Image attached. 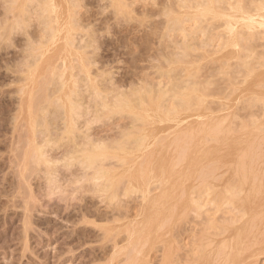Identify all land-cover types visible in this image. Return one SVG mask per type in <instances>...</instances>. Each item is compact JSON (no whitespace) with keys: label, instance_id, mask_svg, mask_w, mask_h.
I'll return each instance as SVG.
<instances>
[{"label":"rangeland","instance_id":"1","mask_svg":"<svg viewBox=\"0 0 264 264\" xmlns=\"http://www.w3.org/2000/svg\"><path fill=\"white\" fill-rule=\"evenodd\" d=\"M52 1L55 0H0V264H204L199 260L218 264L223 259L227 261L222 264L228 261L232 264H264V24L255 17L264 13V0H210L212 4L209 0ZM197 4L207 5V8H199ZM239 4L240 8L237 7ZM203 11L208 12H205L207 16ZM243 15L251 17L247 19ZM217 16L224 17L221 18L224 21ZM253 20L261 26L254 24ZM65 21L76 23L75 26L70 24L71 28L69 23L65 25ZM61 32L62 39L59 36ZM66 36L71 40H67ZM232 47L233 53L230 51ZM159 88L169 91L166 99L163 97L157 102L154 100L157 97L155 90ZM194 89L200 97L195 92L196 95L190 93ZM187 91H190L188 95ZM201 99H205L203 104ZM157 103H161L160 107ZM193 107L196 112L191 117L189 114L193 113ZM182 110L189 116H185ZM207 115L214 117L209 116L208 119ZM207 120L217 126L214 127V134L208 132L211 121L207 124ZM220 121H223L221 126ZM199 124L201 129L203 124L206 125L204 128L208 126L206 130H201L203 135ZM192 131H195L194 134ZM210 135L216 140L209 139ZM219 139L224 141L221 143ZM197 141L202 142L203 147ZM193 143H198L201 148L196 145L202 150L197 151ZM210 147L212 150L215 147V152L210 151ZM196 151L201 152V158ZM194 153L197 158L193 157L197 156ZM88 155H92L90 162ZM162 157L168 163L165 167L168 171L170 169L169 178L173 174L177 178L173 175L170 178L171 181L174 177L173 182L165 187L168 194L164 193V199L168 201L161 200L164 204L159 205V209L148 204L151 209L146 210L148 208L143 205L139 189L148 183L145 185L152 195L162 192L158 182L146 180L150 177L149 169ZM198 158L203 160L199 163ZM183 162L186 166H181ZM234 163L245 170L236 168ZM191 165H194L192 170ZM154 167H157L156 164ZM142 169H145L144 172ZM173 169L177 170V174ZM224 177L227 181L223 180ZM181 179H185L184 182ZM209 181H213L214 185ZM250 189L254 194L257 192V199L252 196L254 194L250 196ZM211 190L212 195L216 193L214 197L209 194ZM225 193L226 197L230 196V199L227 198L230 201L225 199ZM233 194L238 195V199ZM168 196L172 198L169 200ZM215 196L218 198L215 199ZM250 200H257L256 204L252 202V207ZM239 206L245 208L240 209ZM244 209L245 214L248 210L251 212L249 220L246 219L249 214H243ZM152 211L157 213L156 216ZM148 212L151 213L149 217ZM256 212L259 216L263 212L262 218H258ZM152 214L154 219H151ZM144 215L150 218L147 222L151 223L143 222ZM251 216L254 217L253 222ZM240 219L246 223L242 224ZM245 219L250 222L247 224ZM155 222L156 228H153ZM234 225L238 231L232 229ZM240 225H244L243 228ZM231 229L239 236L235 240ZM242 232H246L247 236ZM257 232L261 234H255ZM204 235L207 238H203ZM228 237L235 242L231 244ZM248 237L250 242L245 239ZM218 238L225 242V247H222V242L218 243ZM206 240L212 241L207 251V246L203 248V245L210 241ZM244 240L253 247L246 245ZM214 243L216 247H213ZM136 247L138 252L135 253ZM234 248L239 251L238 258L233 255L236 254ZM250 249L254 252L252 256ZM225 251L228 253L223 257ZM134 253L136 256H133ZM209 257L210 260H207ZM235 258L245 260L233 263Z\"/></svg>","mask_w":264,"mask_h":264},{"label":"bare ground","instance_id":"2","mask_svg":"<svg viewBox=\"0 0 264 264\" xmlns=\"http://www.w3.org/2000/svg\"><path fill=\"white\" fill-rule=\"evenodd\" d=\"M24 1H25V0H24ZM49 1H51V0H49ZM55 1H56V0H55ZM55 1H52V2H55ZM64 1H65V0H64ZM68 1H72V0H68ZM75 1H76V0H75ZM45 2H46V1H45ZM52 2H51V4H52ZM57 2H58V1H57ZM65 2H66V1H65ZM212 2H214V0H213ZM212 2H210V0H209V3L212 4ZM215 2H216V1H215ZM47 3H48V1H47ZM47 3H46V4H47ZM61 3H62V2H61ZM67 3H68V2H67ZM69 3H71V5H74L72 2H69ZM200 3H201V2H200ZM206 3H207V2H206ZM239 3H240V1H239ZM63 4H64V3H63ZM63 4H62V5H63ZM237 4H238V3H237ZM43 5H44V3H43ZM54 5H55V4H54ZM57 5H59V4H57ZM62 5H61V6H62ZM71 5H70V7H71ZM197 5H198V4H197ZM208 5H210V4H208ZM51 6H52V5H51ZM199 6H200V4L198 5V7H199ZM204 6L206 7L207 5H204ZM204 6H200L199 8L204 7ZM210 6L213 7L212 5H210ZM210 6H209V7H210ZM214 6H216V5H214ZM236 6H237V5H236ZM45 7H48V6H45ZM52 7H53V6H52ZM55 7H56V6H55ZM57 7H58V6H57ZM188 7H189V6H188ZM188 7H187V8H188ZM233 7H234V6H233ZM237 7L240 8V4H239V6H237ZM237 7H236V9H237ZM62 8L64 9V7H61V9H62ZM189 8H190V7H189ZM206 8H207V7H206ZM213 8H214V7H213ZM217 8H218V7H217ZM234 8H235V7H234ZM241 8H242V6H241ZM255 8H256V7H255ZM255 8H254V9H255ZM257 8H258V7H257ZM44 9H45V8H44ZM48 9H49V8H48ZM52 9H53V8H52ZM59 9H60V8H59ZM228 9L230 10L231 8L228 7ZM50 10H51V7H50ZM54 10H56V9H54ZM54 10H53V11H54ZM184 10H185V9H184ZM204 10H206V9H204ZM215 10H216V9H215ZM215 10H213V11H214V12L219 11V10H217V11H215ZM229 10H228V12H229ZM231 10H232V9H231ZM237 10H239V9H237ZM241 10H242V9H241ZM245 10H246V9H245ZM252 10H253V9H252ZM252 10H250V11H252ZM258 10H259V9H258ZM188 11H189V10H187V12H188ZM200 11H201V10H200ZM208 11H209V10H208ZM232 11L234 12L235 10H232ZM253 11L255 12V10H253ZM256 11H257V10H256ZM260 11L262 12V10H260ZM260 11H258V12H260ZM58 12H61V10L58 11ZM62 12H63V10H62ZM66 12H67V11H66ZM69 12H70V11H69ZM187 12H186V13H187ZM190 12L192 13V10H191ZM190 12H189V14H191ZM195 12H196V11H195ZM195 12H194V15H195ZM198 12H199V11L197 10V13H198ZM201 12H202V11H201ZM201 12H200V13H201ZM203 12H204V11H203ZM205 12H207V11H205ZM205 12H204V13H205ZM226 12H227V11H226ZM235 12H236V11H235ZM237 12H238V11H237ZM239 12H241V11H239ZM248 12H249V11H248ZM55 13H57V11L54 12V14H55ZM207 13H208V12H207ZM224 13H225V12H224ZM241 13H242V12H241ZM246 13H247V12H246ZM51 14H53V13H51ZM62 14H63V13H62ZM62 14H61V15H62ZM67 14H68V13H66V14L64 13V15H67ZM202 14H203V13H202ZM209 14H210V13H209ZM211 14H212V11H211ZM214 14H215V13H214ZM214 14H213V15H214ZM227 14H228V13H227ZM233 14H234V13H233ZM237 14H238V13H237ZM237 14L235 13L234 15H237ZM248 14H249V13H248ZM183 15H185V13H184ZM186 15H187V14H186ZM196 15H197V14H196ZM204 15H206V13H205ZM217 15H218V14H217ZM241 15H242V14H241ZM250 15H251V13H250ZM49 16H50V15H49ZM58 16H59V15H58ZM67 16H69V15H67ZM189 16H190V15H189ZM198 16H199V17H204L203 15H202V16L198 15ZM206 16H207V15H206ZM209 16H211V15H209ZM243 16L246 17L245 15H243ZM253 16H254V14H253ZM253 16H252V17H253ZM37 17H38V16H37ZM59 17H60V16H59ZM71 17H72V16H71ZM192 17H193V15H192ZM194 17H195V16H194ZM214 17H216V16L214 15ZM214 17H213V18H214ZM217 17H219L220 19H221V18H224V17H221V16H217ZM236 17H237V16H236ZM249 17H251V16H249ZM249 17H246V18L248 19ZM255 17L258 18V19L261 21V24H264V13L258 14V15H256ZM255 17H253V18H255ZM53 18H54V16H53ZM69 18H70V17H69ZM69 18H68V19H69ZM211 18H212V17H211ZM229 18H231V17H229ZM54 19H55V21H56V23H57L58 21L56 20V16H55ZM58 19H59V18H58ZM62 19H63V18H62ZM68 19H66V21H67ZM73 19H74V17H72V21H73ZM177 19H178V18H177ZM225 19H227V18H225ZM234 19H235V18H234ZM238 19H239V18H238ZM241 19H244V18L241 17ZM250 19H252V18H250ZM221 20H223V19H221ZM231 20H233V18H232ZM236 20H237V19H236ZM245 20H246V19H245ZM245 20H244V21H245ZM59 21H61V20H59ZM63 21H64V20H63ZM66 21H65V23H66ZM74 21H75V20H74ZM223 21H224V20H223ZM239 21H240V19H239ZM70 22H71V19H70ZM70 22H69V21L67 22V23H69L68 26H70V24H71ZM225 22H226V21H225ZM237 22H238V21H237ZM248 22H250V21H248ZM248 22H247V24H248ZM63 23H64V22H63ZM67 23H66L65 25H67ZM75 23H76V22H75ZM75 23H72L71 25L74 24V26H75ZM230 23H231V22H230ZM253 23H254V24L257 23V20H256V22H254V20H253ZM57 24H59V23H57ZM57 24H56V25H57ZM61 24H62V23H61ZM225 24H226V23H225ZM231 24L233 25L234 23H231ZM236 24H237V23H236ZM240 24H242V23H240ZM247 24H246V25H247ZM249 24H250V23H249ZM227 25H228V26H227V28H228V27H229V24H227ZM237 25H239V24H237ZM246 25H245V26H246ZM250 25H252V24H250ZM250 25H249V26H250ZM257 25H258V26H261V25L259 24V22L257 23ZM60 26H61V25H60ZM63 26H64V25H63ZM233 26H235V25H233ZM64 27H65V26H64ZM70 27H71V26H70ZM70 27H69V29H70ZM235 27H236V26H235ZM235 27H233V28H235ZM247 27H248V25H247ZM250 27H251V26H250ZM250 27H249V28H250ZM57 28H59V27H57ZM65 28H66V30H68L67 27H65ZM71 28H72V27H71ZM233 28H232V29H233ZM60 29H61V28H60ZM73 29H74V28H73ZM55 30H57V29H55ZM58 30H59V29H58ZM249 30H250V29H249ZM226 31H227V29H226ZM233 31H234V30H233ZM48 32H49V31H48ZM53 32H55V31H53ZM56 32H57V31H56ZM70 32H71V31H70ZM70 32H69V33H70ZM230 32H231V31H230ZM234 32H235V31H234ZM231 33H232V32H231ZM43 34H45V33H43ZM57 34H58V33H57ZM66 34H67V32H66ZM71 34H72V33H71ZM60 35H62V32H61V34H59V36H60ZM226 35H227V34H226ZM230 35H232V34H230ZM62 36H63V35H62ZM64 36H65V34H64ZM67 36H69V35H67ZM67 36H66V38H68ZM227 36H228V35H227ZM234 36H235V35H234ZM56 37H57V36H56ZM229 37H230V36H229ZM60 38L62 39L63 37L60 36ZM66 38H64V42L66 41V40H65ZM72 38H73V37H72ZM51 39H52V38H51ZM55 39H56V38H55ZM69 39L71 40V38H68L67 40H69ZM227 39H228V37H227ZM185 40H186V39H185ZM229 40H230V39H229ZM234 40H235V37H234ZM234 40H233V44H234ZM56 41H57V40H56ZM59 41H60V39H59ZM68 42H69V41H68ZM226 42H228V40H227ZM73 43H74V41H73ZM73 43H72V44H73ZM229 43H230V41H229ZM235 43H236V42H235ZM58 44L61 45L62 43L60 44V42H58ZM64 44H66V42H65ZM64 44H62V45H64ZM69 44H70V42H69ZM227 44H228V43H227ZM187 45H188V44H187ZM225 45H226V43H225ZM56 46L58 47V45H56ZM68 46L70 47V45H68ZM74 46H75V45H74ZM74 46H71V47H73V49H74ZM229 46H231V45H229ZM233 46H234V45H233ZM226 47H227V45H226ZM226 47H224V48H226ZM64 48H65V47H64ZM77 48H78V46H77ZM229 48H230V47H229ZM235 48H236V47H235ZM62 49H63V47H62ZM71 49H72V48H71ZM227 49H228V48H227ZM232 49H233V47L231 48L230 51H232ZM55 50L57 51V49H55ZM228 50H229V49H228ZM61 51H62V50H61ZM71 51H72V50H71ZM230 51H229V52H230ZM52 52H53V50H52ZM54 52H55V51H54ZM54 52H53V53H54ZM58 52H59V50H58ZM58 52H56L55 54H57ZM68 52H69V50H68ZM68 52H67V53H68ZM75 52H76V51H75ZM75 52H74V53H75ZM233 52H234V51H232L231 53H233ZM67 53H66V54H67ZM223 53H225V52H223ZM70 54H71V53H70ZM177 54H178V53H177ZM64 55H65V54H64ZM72 55H73V54H72ZM178 55H179V54H178ZM224 55H225V54H224ZM53 56H54V55H53ZM60 56H61V53H60ZM67 56L69 57L70 55H67ZM224 57H225V56H224ZM229 57H230V55H229ZM66 58H67V57H66ZM219 58H220V57H219ZM222 58H223V57H222ZM61 59H62V58H61ZM223 59H225V58H223ZM67 61H68V60H67ZM263 66H264V65H263ZM263 69H264V68H263ZM263 71H264V70H262V72H263ZM250 73H251V72H250ZM253 73H254V72H253ZM253 73H251L250 75L253 76V75H254ZM256 73H257V72H255V74H256ZM260 73H261V71H260ZM259 75H260V74H259ZM261 75H262V73H261ZM261 75H260V77H261ZM263 75H264V74H263ZM248 76H249V74H247V78H248ZM255 76H256V75H255ZM255 76H254V77H255ZM254 77H253V78H254ZM263 77H264V76H263ZM247 78H246V79H247ZM257 78H258V77H257ZM259 79H260V78H259ZM262 79H263V78H262ZM254 80H255V78H254ZM256 80H257V79H256ZM145 81H146V80L144 79V82H145ZM248 81H249V80H248ZM262 81H263V80H262ZM251 82H252V80H251ZM146 84L149 85V83H146ZM248 84H249V83H248ZM250 84H251V83H250ZM154 86H155V85H154ZM145 87H146V85H145ZM111 88H113V87L111 86ZM114 88H116V87H114ZM192 88H193V87H192ZM105 89H106V88H105ZM147 89H148V88H147ZM190 89H191V88H190ZM202 89H203V88H202ZM112 90H113V89H112ZM115 90H116V89H115ZM195 90H196V89H194L193 92H192V91H191V92L189 91V92H190V93H194ZM155 91H157V97H156L154 100H156V101L158 102V100L162 99L163 97L166 99L165 96L167 95L169 89H167V88H161V89H160V88H159L158 90H155ZM155 91H153V92H155ZM115 92H116V91H115ZM189 92L187 91L186 94L188 95ZM200 92H201V91H200ZM203 92H204V91H203ZM203 92H202V94L200 93L202 96H203ZM148 93H149V94H148V95H149L148 97H150V96H151V92H150V90L148 91ZM195 93L197 94V92H195ZM195 93H194V94H195ZM198 93H199V91H198ZM204 93H205V92H204ZM194 94H192V95H194ZM196 94H195V95H196ZM195 95H194V96H195ZM197 95H199V94H197ZM184 96H185V94H184ZM202 96H201V97H202ZM205 96H206V95H205ZM205 96H204V97H205ZM199 97H200V95H199ZM164 98H163V99H164ZM182 98H183V97H182ZM190 98H191V95H190L189 99H188V97H187L188 100H190ZM193 98H194V97H193ZM202 99H203V97H202ZM202 99H201V100H202ZM148 100L150 101L151 99H148ZM179 100H181V99H179ZM185 100H186V99H185ZM195 100H197V98H195ZM198 100H199V99H198ZM201 100H200V101H201ZM204 100H205V99H204ZM204 100H202V104H203ZM105 101H106V100H105ZM156 101H154V102H156ZM200 101H199V102H200ZM160 102H161V101H160ZM165 102H166V101H165ZM182 102H183V101H182ZM182 102H181V104H183V105H181V106L184 107V103H182ZM186 102H187V100H186ZM189 102H190V101H189ZM191 102H192V104H193V99H192ZM69 103H70V102H69ZM178 103H179V101H177V104H176V102H175L174 104H176V106H178ZM157 104H158V106H159L161 103H157ZM174 104H173V105H174ZM196 104H197V103H195L194 106H195ZM155 105H156V104H155ZM162 105H163V104H162ZM190 105H191V103H190ZM198 105H201V103H199ZM198 105H197V106H198ZM156 106H157V105H156ZM163 106H164V105H163ZM163 106H162V107H163ZM176 106H175V107H176ZM185 106H186V104H185ZM191 106H193V105H191ZM152 107H153V106H152ZM159 107H160V106H159ZM183 107H182V108H183ZM150 108H151V107H150ZM156 108H157V107H156ZM163 108H164V111H165L166 108H165V107H163ZM163 108H162V109L160 108V109L163 110ZM170 108H174V107L171 106ZM170 108H169V110L171 111ZM176 108H177V107H176ZM178 108H179V107H178ZM187 108H189V105H188ZM194 108H195V107L192 108V109H193V113L190 112V114H189L190 116H191V114L194 116V113L196 112V111H194ZM199 108H200V106H199ZM148 109H149V108H148ZM148 109H147V110H148ZM192 109H191L190 111H192ZM200 109H202V108H200ZM145 110H146V109H145ZM147 110H146V111H147ZM149 110H150V109H149ZM149 110H148V111H149ZM183 110H184V109H183ZM183 110H182V111H183ZM185 110H186V109H185ZM196 110H197V109H196ZM198 110H199V109H198ZM198 110H197V111H198ZM203 110H204V109H203ZM203 110H202V111H203ZM148 111H147V112H148ZM157 111H158V110H157ZM180 111H181V110H180ZM162 112H163V111H162ZM162 112H160V113H162ZM173 112H174V111H173ZM187 112H188V111H187ZM151 113H152V110H151ZM151 113H149V114H150V115H153V114H151ZM155 113H157V112H155ZM166 113H167V112H166ZM180 113H181V112H180ZM182 113L184 114L185 111H183ZM182 113H181V114H182ZM198 113H199V112H198ZM198 113H196V114H198ZM203 113H204V111H203ZM144 114H145V113H144ZM157 114H158V113H157ZM157 114H156V115H157ZM164 114H165V113H164ZM164 114H163V115H164ZM168 114L170 115L169 111H168ZM171 114H173V113H171ZM175 114H176V116H177L178 113L176 112ZM196 114H195V115H196ZM146 115H147V113H146ZM154 115H155V114H154ZM166 115H167V114H166ZM184 115L186 116V115H188V113H185ZM184 115H183V116L181 115V116H182L183 118H185ZM189 115H188V116H189ZM144 116H145V115H144ZM147 116H148V115H147ZM164 116H165V115H164ZM167 116H168V115H167ZM167 116H166V119L168 118ZM196 116H198V115H196ZM200 116H201V115H200ZM209 116L211 117V116H213V115H207L206 117H208V119H209V118H210ZM158 117H159V114H158ZM161 117H162V116H161ZM170 117H171V116H170ZM191 117H192V116H191ZM213 117H214V116H213ZM172 118H174V117L172 116ZM172 118H171V119H172ZM179 118H180V117H178V119H179ZM211 118H212V117H211ZM166 119H165V120H166ZM195 119H196V118H195ZM206 119H207V118H206ZM216 119H217V118H216ZM211 120H212V119H211ZM211 120H209V121H211ZM168 121H169V120H168ZM207 121H208V120H207ZM209 121H208L207 124H209ZM192 122H193V121H192ZM192 122H191V123H192ZM211 123H212V121L210 122L209 125H211ZM213 123H214V122H213ZM217 123H218V122H217ZM222 123H223V121H220L219 125L222 124ZM205 124H206V122H205ZM225 124H226V123H225ZM164 125H166V124H164ZM191 125H192V124H191ZM195 125H196V124H195ZM195 125H194V128L197 129V127H195ZM217 125H218V124H217ZM199 126H200V124L198 125V127H199ZM205 126H206V125H205ZM205 126H204V124L201 125V127H203V129L206 130L208 126H207L206 128H204ZM220 126H221V125H220ZM220 126L218 127V129L220 128ZM227 126H228V125H227ZM191 127H192V126H191ZM214 127H217V126H213V125H211V127H209L210 129L208 130V132L214 134V131H215ZM223 127H224V125H223ZM192 128H193V127H192ZM194 128H193V130H195ZM199 128H200V127H199ZM221 128H222V127H221ZM161 129H162V128H161ZM203 129L200 128V131L203 130ZM228 129H230V127H228ZM197 130H198V129H197ZM216 130H217V129H216ZM198 131H199V130H198ZM198 131H197V132H198ZM217 131H219V130H217ZM223 131H224V130H223ZM231 131L234 132V130H231ZM235 131H237V130H235ZM238 131H239V130H238ZM238 131H237V132H238ZM241 131H242V130H241ZM251 131H252V130H251ZM192 132H193V131H192ZM194 132H195V131H194ZM194 132H193V134H194ZM220 132H221V131H220ZM237 132H236V133H237ZM248 132H249V131H248ZM248 132H246V133H248ZM253 132H254V131H253ZM200 133L202 134V131H201ZM206 133H207V132H206ZM234 133H235V132H234ZM241 133H242V132H241ZM249 133H250V132H249ZM190 134H191V133H190ZM204 134H205V133H204ZM208 134H209V133H208ZM224 134H225V132H224ZM239 134H240V132H239ZM84 135H85V134H84ZM88 135H89V134H88ZM191 135H192V134H191ZM202 135H203V134H202ZM206 135H207V134H206ZM219 135H220V134H219ZM221 135H222V133H221ZM235 135L238 137V134H235ZM235 135H234V138H235ZM248 135H249V134H247V136H248ZM250 135H251V134H250ZM253 135H254V133H253ZM255 135H256V134H255ZM193 136H194V135H193ZM214 136H215V135H214ZM224 136H225V135H224ZM228 136H230V134H229ZM228 136H227V137H228ZM215 137H216V136H215ZM237 137H236V138H237ZM244 137H245V136H244ZM216 138H217V137H216ZM222 138H223V137H222ZM236 138H235V139H236ZM245 138H246V137H245ZM253 138H254V136L252 137V139H253ZM92 139H93V138H92ZM94 139H95V138H94ZM94 139H93V140H94ZM209 139L212 140V139H214V138H211V135H210V138H209ZM217 139H218V138H217ZM224 139H225V138H224ZM224 139H223V141H224ZM229 139H230V138H229ZM231 139H233V137H231ZM247 139H248V138H247ZM247 139H244L245 142L247 141ZM249 139H250V138H249ZM93 140H92V141H93ZM214 140H216V139H214ZM219 140L221 141V139H219ZM250 140H251V139H250ZM95 141H96V139H95ZM208 141H209V140H208ZM220 141H219V142H220ZM223 141H221V143H222ZM231 141H232V140H231ZM231 141H230V142H231ZM240 141H241V140H240ZM255 141H256V139H255ZM194 142H195V141H194ZM197 142H198V141H197ZM216 142H218V141H216ZM242 142H243V140H242ZM84 143L87 144L88 142H84ZM89 143H92V142L89 141ZM167 143H168V142H167ZM198 143H199V142H198ZM198 143H196V144H198ZM201 143H202V142H201ZM201 143H199V144H201ZM204 143H205V142H204ZM235 143H236V141H235ZM235 143H234V145H235ZM250 143H252V142H250ZM254 143H255V142H254ZM179 144H180V143H179ZM182 144H183V143H182ZM196 144L193 143V145L195 146V148H198V145H199V144H198V145H196ZM208 144H209V146H210V143H208ZM211 144H212V141H211ZM216 144H217V143H216ZM216 144L214 143V145H216ZM219 144H220V143H219ZM237 144H238V143H237ZM242 144H243V143H242ZM248 144H249V143H248ZM164 145H166V143H165ZM217 145H218V144H217ZM217 145H216V146H217ZM229 145H230V143H229ZM234 145L232 144V148H233ZM245 145H246V144H245ZM252 145H253V143H252ZM256 145H257V144H256ZM145 146H146V145H145ZM180 146H181V145H180ZM199 146H200V145H199ZM201 146L203 147L202 144H201ZM201 146H200L199 148H201ZM220 146H221V144H220ZM249 146H250V145H249ZM254 146H255V145H254ZM88 147H89V146H88ZM164 147H165V146H164ZM164 147H163V150L165 149ZM166 147H167V145H166ZM174 147H175V146H174ZM204 147H205V146H204ZM230 147H231V146H230ZM235 147H236V146H235ZM237 147H238V146H237ZM239 147H240V146H239ZM160 148H161V147H160ZM192 148H193V146H192ZM192 148H191V149H192ZM195 148H193L194 151H195ZM199 148H198L197 151H201V150H202V149L199 150ZM205 148H206V147H205ZM205 148L203 149L204 152H205ZM207 148H208V147H207ZM207 148H206V149H207ZM214 148H215V147H214ZM214 148H213V150H214ZM217 148H219V147H217ZM228 148H229V147H228ZM242 148H243V147H242ZM244 148H245V147H244ZM176 149H178V148L176 147ZM191 149H188V151H189L190 153H191V151H190ZM210 149H211V147L209 148V150H210ZM235 149H236V148H235ZM246 149H247V147H246ZM250 149L252 150V146H251ZM159 150H160V149H159ZM168 150H169V148H168ZM211 150H212V149H211ZM211 150H210V151H211ZM213 150H212V151H213ZM231 150H232V149H231ZM238 150H239V149H238ZM251 150H250V152H251ZM254 150H255V148H254ZM157 151H158V150H156V152H157ZM165 151H166V150H165ZM197 151H196V153H199V152H197ZM245 151H246V150H245ZM245 151H244V152H245ZM159 152L161 153V151H159ZM166 152H168V151H166ZM166 152H165V153H166ZM171 152H173V149H172ZM175 152H176V150H175ZM180 152H181V151H180ZM206 152H207V151H206ZM213 152H215V151H213ZM224 152H225V151H224ZM237 152H238V151H237ZM157 153H158V152H157ZM160 153H159V154H160ZM182 153H183V152H181V154H182ZM190 153L187 154L188 157H190V156H189ZM196 153H194V154L197 155ZM200 153H201V152H200ZM200 153H199L198 155H199V157L201 158V154H200ZM202 153H203V151H202ZM217 153H219V152H217ZM238 153H240V151H239ZM238 153H237V154H238ZM245 153H246V152H245ZM194 154H193V155H194ZM243 154H244V153H243ZM250 154H252V152H251ZM155 155H156V154H154V157H155ZM165 155H166V154H165ZM174 155H177V154H174ZM187 155H186V156H187ZM193 155H192V156H193ZM198 155H197V156H193V157L197 158ZM203 155H204V154H203ZM205 155H207V153H205ZM208 155H210V154H208ZM211 155H213V153H211ZM214 155H215V154H214ZM245 155H247V154H245ZM252 155H253V154H252ZM162 156H164V154H163ZM178 156H179V155H178ZM181 156H182V155H180V157H181ZM235 156H236V155H235ZM241 156H242V154H241ZM254 156H255V154H254ZM94 157H95V156H94ZM94 157H93V159H94ZM157 157H158V159H159V156H158V155H157ZM157 157H156V158H157ZM174 157H175V156H174ZM203 157H204V156H202V158H203ZM205 157H206V156H205ZM205 157H204V158H205ZM252 157H253V156H252ZM84 158H85V157H84ZM167 158H168V157H167ZM176 158H178V157H176ZM191 158H192V157H191ZM209 158H210V157H209ZM209 158H207V159L209 160ZM236 158H237V157H236ZM236 158H235V159H236ZM242 158H243V156H242ZM244 158H247V157L244 156ZM254 158H255V157H254ZM87 159H88V162L92 161V155H88V156H87ZM170 159H173V158L171 157ZM174 159H175V158H174ZM193 159H194V158H193ZM155 160H157V159H155ZM155 160H154V161H155ZM181 160H182V159H180V161H181ZM189 160H190V159H189ZM189 160H187V161H189ZM194 160H196V159H194ZM194 160L192 161V159H191L192 162H194ZM201 160H203V159H201ZM201 160L198 158L199 163L201 162ZM237 160H238V159H237ZM239 160L241 161V158H240ZM86 161H87V160H86ZM151 161H152V160H151ZM154 161H153V162H154ZM172 161H173V160H172ZM176 161H177V160H176ZM178 161H179V159H178ZM187 161H186V164H187ZM204 161H206V160H204ZM246 161H247V160H246ZM248 161L250 162V160H248ZM255 161H256V160H255ZM156 162H157V161H156ZM168 162H169V161H168ZM170 162H171V161H170ZM170 162H169V163H170ZM173 162H174V161H173ZM173 162H172V163H173ZM249 162H248V163H249ZM84 163H85V162H84ZM172 163H171V164H172ZM178 163H179V162H178ZM183 163H184V162H183ZM183 163H182V165H181V164H180V165H181V166H184L185 163H184V164H183ZM238 163H239V161H238ZM155 164H156V166H157L156 168H157L158 171H156V168L154 167ZM155 164H154L153 168L149 169V175H150V177H149V179H146V180H147L148 182H149V181H150V182H158V183H159V187H160L159 189H160V191H162V192H160V194H158V193H159V192H158V193H157L158 195H157V194H156V195H152L151 193H149V192H150L149 190L147 191V187H146L145 184H148V183L143 184V187H142L141 189H139V190H141V192H142V201H143V205H145V207L147 206V208H148V209H146V210H149V209H151V208H158L159 205L164 204V203H161V200H163V201L165 200V199H164V196H165V195H164V193H165V187H166L167 185H169V182H171L172 179H173L174 177H176V175L173 174L174 177H173V178L171 179V181H170V178H171L173 175L169 178V175H170V174H168V172L170 171V169H169V171H168V170H167V167H165L168 163H167V161H166L163 157L160 159L159 162H157V163H155ZM173 164H175V163H173ZM173 164H172V165H173ZM192 164H193V163H192ZM196 164H198V163H196ZM234 164L236 165L235 167L238 168L237 166H238L239 164H238V165H237V163H234ZM240 164H241V162H240ZM149 165H150V164H149ZM151 165H152V164H151ZM199 165H200V164H199ZM230 165H232V164H230ZM241 165H242V164H241ZM243 165H244V164H243ZM243 165H242V166H243ZM247 165H248V164H247ZM250 165H251V164H250ZM138 166H139V165H138ZM177 166H179V164H178ZM185 166H186V165H185ZM193 166H194V165H191V166H190V169H191V167H193ZM212 166H214V165H212ZM244 166H245V165H244ZM253 166H254V165H253ZM259 166H260V165H259ZM144 167H145V166H144ZM169 167H170V166H169ZM188 167H189V166H188ZM230 167H231V166H230ZM256 167H257V165H256ZM141 168H142V167H141ZM149 168H150V167H149ZM172 168H173V167H172ZM175 168H176V167H174V169H175ZM178 168H179V167H178ZM197 168H199V167H197ZM259 168H260V167H259ZM136 169L138 170V168H136ZM174 169H173V170H174ZM190 169H188V170H190ZM193 169H195V168H193ZM211 169H213V168L211 167ZM216 169L218 170V168H216ZM230 169H231V168H230ZM238 169H242V168L239 167ZM247 169H248V168H247ZM247 169H246V170H247ZM252 169H253V167H252ZM255 169H256V168H255ZM142 170H143V172H144L145 169H142ZM147 170H148V169H147ZM191 170H192V169H191ZM195 170H196V169H195ZM244 170H245V169H244ZM244 170L242 169V171H244ZM261 170H262V169H261ZM261 170H260V171H261ZM171 171H172V170H171ZM174 171H176V174H177V170H174ZM174 171H173V173H175ZM184 171H185V167H184ZM212 171H215V170H212ZM228 171H229V170H228ZM231 171L234 172L233 170H231ZM237 171H239V170H237ZM138 172H139V170H138ZM138 172H137V173H138ZM178 172H180V171L178 170ZM192 172H193V171H192ZM229 172H230V171H229ZM240 172H241V171H240ZM247 172H248V170H247ZM111 173H112V172H111ZM137 173H136V174H137ZM140 173H141V172H140ZM171 173H172V172H171ZM180 173H181V172H180ZM187 173H188V172H187ZM190 173H191V172H190ZM196 173H197V172H196ZM215 173H216V172H215ZM219 173H220V172H219ZM219 173H217V174L219 175ZM234 173H236V172H234ZM241 173H242V172H241ZM252 173H253V172H252ZM261 173H263V172L261 171ZM147 174H148V171H147ZM184 174H185V173H184ZM205 174H206V173H205ZM205 174H204V175H205ZM220 174H221V173H220ZM228 174H229V173H228ZM230 174L232 175V173H230ZM244 174H245V173H244ZM113 175H114V174H112V176H113ZM143 175H144V174H143ZM178 175H179V174H178ZM178 175H177V176H178ZM186 175H187V177H189L188 174H186ZM194 175H196V174H194ZM202 175H203V174H202ZM202 175H201V176H202ZM239 175H240V174H239ZM242 175H243V173H242ZM246 175H248V173H247ZM250 175H251V177H252V174H250ZM134 176H135V175H134ZM134 176H133V177H134ZM138 176H139V175H138ZM145 176H146V175H145ZM196 176H197V175H196ZM198 176H199V175H198ZM198 176H197V177H198ZM201 176H200V177H201ZM205 176H206V175H205ZM207 176H209V175H207ZM213 176H214V175H213ZM235 176H236V175H235ZM262 176H263V174H262ZM146 177H147V176H146ZM214 177H216V175H215ZM236 177H237V176H236ZM176 178H177V177H176ZM240 178L242 179L241 175H240ZM248 178H249V177H248ZM254 178H255V177H254ZM254 178H253V181H254ZM261 178H262V177H261ZM134 179H136V177H135ZM137 179H138V178H137ZM139 179H140V178H139ZM192 179H193V178H192ZM203 179H206V178H203ZM218 179H219V178H218ZM220 179H221V177H220ZM142 180H143V179H142ZM181 180H183V182H184L185 179H181ZM207 180H208V179H207ZM211 180L214 181L213 178H212ZM223 180H224V181H227V180L225 179V177H224ZM238 180H239V179H238ZM238 180H237V181H238ZM244 180H246V179H244ZM250 180H252V178H251ZM133 181H134V180H132V182H133ZM137 181H138V184L140 185L139 180H137ZM137 181H136V185H138V184H137ZM189 181H190V180H189ZM192 181H193V180H192ZM194 181H195V180H194ZM213 181H209V182H213ZM241 181H242V180H241ZM253 181H252V182H253ZM257 181H258V180H256V182H257ZM172 182H173V181H172ZM174 182H175V179H174ZM183 182L181 181V183H183ZM190 182H191V181H190ZM238 182H239V181H238ZM250 182H251V181H250ZM262 182H264V181H262ZM142 183H143V182H142ZM142 183H141V184H142ZM176 183H177V182H176ZM196 183H197V181H196ZM242 183H243V182H242ZM190 184H191V183H189V185H190ZM212 184L214 185V182H213ZM218 184H219V183H218ZM247 184H248V183H246V186H247ZM256 184H258V183H256ZM256 184H255V185H256ZM262 184H263V183H262ZM136 185H133V187L136 186ZM171 185H172V184H171ZM193 185H194V183H193ZM215 185H216V184H215ZM219 185H221V183H220ZM240 185H241V183H240ZM249 185H253V183H252V184L249 183ZM255 185H254V186H255ZM258 185H259V184H258ZM258 185H256V186H258ZM174 186H176V185H174ZM194 186H195V185H194ZM209 186L211 187V185H209ZM225 186H226V184H225ZM191 187H192V186H191ZM237 187H238V184H237ZM240 187H241V186H240ZM249 187L251 188V186H249ZM139 188H140V187H139ZM169 188H170V187H169ZM173 188H174V187H173ZM225 188H227V186H226ZM242 188H244V186H242ZM174 189H175V188H174ZM174 189H173V190H174ZM211 189H212V188H211ZM213 189H214V188H213ZM222 189H223V187H222ZM215 190H216V188H215ZM215 190H214V191H215ZM217 190H218V189H217ZM217 190H216V191H217ZM223 190H225V189H223ZM234 190H235V189H234ZM238 190H240V189H238ZM261 190H262V189H261ZM170 191H171V190H170ZM226 191L228 192V190H226ZM235 191H236V190H235ZM245 191H246V190H245ZM249 191H251V189H250ZM255 191H256V190H255ZM167 192H168V191H167ZM167 192H166V193H167ZM191 192H192V191H191ZM227 192H226V193H227ZM230 192H231V191H230ZM230 192H229V193H230ZM233 192H234V191H233ZM252 192H253V193H252ZM166 193H165V194H166ZM211 193L213 194V190H211L210 193H209V194L211 195V197H212V196L214 197V195L216 194V193H214V195H212ZM217 193H218V192H217ZM220 193H221V192H220ZM220 193H219V194H220ZM222 193H224V191H223ZM222 193H221V194H222ZM226 193L224 194V196L226 195ZM245 193H246V192H245ZM256 193H257V192H256ZM256 193H255V194H256ZM167 194H168V193H167ZM167 194H166V195H167ZM175 194H176V193L174 192V195H175ZM227 194H228V193H227ZM231 194H232V192H231ZM235 194H236V193H235ZM235 194H233V196H234ZM237 194H238V193H237ZM242 194H243V193H242ZM252 194H254V191H251L250 196H251ZM255 194L252 195V196L256 197L255 199H257V196H255ZM177 195H178V193H177ZM210 195H209V196H210ZM246 195H247V194H246ZM170 196H171V195H170ZM172 196H173V194H172ZM175 196H176V195H175ZM224 196H222V198H223ZM231 196H232V195H231ZM233 196H232V197H233ZM235 196H236V195H235ZM235 196H234V197H235ZM237 196H238V195H237ZM237 196H236V198H237ZM239 196H240V195H239ZM242 196H243V195H242ZM252 196H251V197H252ZM246 197H247V196H246ZM248 197H249V196H248ZM254 197H253V199H254ZM165 198H166V196H165ZM171 198H172V197H171ZM171 198H170V199H171ZM174 198H175V197H174ZM216 198H218V197L215 196V199H216ZM227 198H228V197L225 196V199H226V200L230 199V196H229L228 199H227ZM260 198H261V197H260ZM262 198L264 199V195H263ZM262 198H261V199H262ZM168 199H169V196H168ZM170 199H169V200H170ZM177 199H178V198H177ZM177 199H176V200H177ZM233 199H234V198H233ZM237 199H238V198H237ZM243 199H244V197H243ZM250 199H251V198H250ZM261 199H260V200H261ZM166 200H167V199H166ZM166 200H165V201H166ZM218 200H219V199H218ZM223 200H224V198H223ZM223 200H222V201H223ZM226 200H224L223 202H225ZM165 201H164V202H165ZM167 201H168V200H167ZM172 201H173V200H172ZM219 201H220V200H219ZM228 201H230V200H228ZM231 201H232V198H231ZM237 201H238V200H237ZM244 201H245V199H244ZM250 201H251L250 203L254 202L253 200H250ZM256 201H257V200H256ZM256 201L254 202L255 204H256ZM176 202H177V201H176ZM176 202H175V204H176ZM261 202H262V201H261ZM166 203H167V202H166ZM230 203H231V202H230ZM232 203H233V202H232ZM232 203H231V204H232ZM234 203H235V200H234ZM239 203H240V201H239ZM262 203H263V202H262ZM148 204H151V208H150V206L148 207ZM169 204H170V203H169ZM259 204H261L260 201H259ZM263 204H264V203H263ZM165 205H166V204H165ZM177 205H178V204H177ZM234 205H235V204H234ZM247 205H248V204H247ZM247 205H246V207H250V206H247ZM252 205H253V203L251 204V207H252ZM167 206H168V204H167ZM174 206H175V205H174ZM237 206H238V205H237ZM259 206H260V205H257V207H259ZM261 206L263 207V205H261ZM142 207H143V206H142ZM145 207H144V208H145ZM159 207H160V206H159ZM161 207H162V206H161ZM241 207H242V206H241ZM241 207L239 206L240 209H242L243 207L245 208V206H243L242 208H241ZM251 207H250V208H251ZM255 207H256V205H255ZM168 208H170V206H168ZM171 208H172V207H171ZM250 208H249V209H250ZM259 208H260V207H259ZM158 209H159V208H158ZM164 209H166V211H167V208H166V207H165ZM174 209H175V208H174ZM262 209H263V208H262ZM142 210H143V209H142ZM152 210H153V211H156V210H154V209H152ZM253 210H254V209H252L251 211H253ZM259 210H260V209H259ZM153 211H152V212H153ZM158 211H159V210H158ZM170 211H171V210H170ZM244 211H246V209L243 210V214H244V215H248L249 212H250V211L248 210V214H245V213H247V212H244ZM256 211H257V209H256ZM261 211H262V210H261ZM142 212H143V211H142ZM150 212H151V211H150ZM161 212L165 213L163 210H161ZM172 212H173V211H172ZM253 212H255V211H253ZM263 212H264V211H263ZM263 212H262V214H263ZM143 213H144V212H143ZM143 213H142V214H143ZM148 213H149V212H148ZM153 213L155 214L156 212H153ZM163 213H160V214H162V218H164V217H163ZM168 213H169V212H167V214H168ZM174 213H175V212H174ZM174 213H172V215H173ZM250 213H251V212H250ZM256 213L258 214V212H256ZM144 214H146V213H144ZM150 214H151V213H149V214L147 215V217H149ZM156 214H157V213H156ZM156 214H155V216H156ZM178 214H179V213H178ZM257 214H256L255 216H257ZM260 214H261V213H260ZM262 214H261V215H262ZM176 215H177V214H176ZM176 215H174V216H176ZM251 215H252V214H251ZM253 215H254V214H253ZM261 215H260V216H261ZM263 215H264V214H263ZM166 216H167V215H166ZM169 216H170V215L168 214V217H169ZM242 216H243V215H242ZM260 216H259V214H258V218H259ZM145 217H146V216L144 215V216L142 217V218H143L142 220H144ZM153 217H154V216H153V214H152L151 219H152ZM158 217H159V216H158ZM158 217H157V219H158ZM243 217H245V216H243ZM246 217H247L246 219L249 220L250 214H249V216H246ZM251 217H252V216H251ZM160 218H161V216H160ZM165 218H166V217H165ZM241 218H242V217H241ZM261 218H262V216H261ZM153 219H154V218H153ZM246 219H245L244 221H247ZM253 219H254V217H252L251 222H253ZM142 220H140V222H141ZM149 220H150V218H145V220H144L143 222H146V223L149 224V223H151V222H147V221H149ZM159 220H160V219H159ZM240 220H241V221H240ZM240 220H239V221H240L242 224H245V223H246V222L244 223V222L242 221L243 219H240ZM255 220H256V219H255ZM258 220L260 221V219H258ZM155 221H156V220H155ZM263 221H264V220H263ZM263 221H261V222H263ZM135 222H136V221H135ZM240 222H239V223H240ZM249 222H250V221H249ZM249 222L247 221V224H248ZM254 222H256V221H254ZM137 223H138V222H137ZM153 223H154V222H153ZM234 223H235V222H234ZM241 223H240V224H241ZM257 223H258V222H256V224H257ZM130 224H131V223H130ZM132 224H133V223H132ZM135 224H136V223H135ZM157 224H159V222H158ZM227 224H228V223H227ZM232 224H233V223H232ZM254 224H255V223H254ZM260 224H263V223H260ZM140 225H142V222H141ZM151 225H153V224H151ZM151 225H150V226H151ZM160 225H161V223H160ZM160 225H159V227H160ZM263 225H264V224H263ZM131 226H132V225H131ZM137 226H139V225L137 224ZM222 226H224V225H222ZM234 226H235V225H234ZM242 226H244V225H240V227H242ZM247 226H249V225H247ZM250 226H251V224H250ZM255 226H256V225H255ZM261 226H262V225H261ZM139 227H140V226H139ZM139 227H137V228L139 229ZM141 227H142V226H141ZM141 227H140V228H141ZM147 227H148V225H147ZM147 227H146V228H147ZM154 227L156 228V222H155L153 228H154ZM161 227H162V226H161ZM161 227H160V228H161ZM219 227H220V226H219ZM228 227H230V225H229ZM237 227H238V225H237ZM133 228H134V227H133ZM135 228H136V227H135ZM142 228H143V227H142ZM146 228H145V229H146ZM242 228H243V227H242ZM242 228H241V229H242ZM253 228H254V226H253ZM256 228H257V227H256ZM262 228H264V227H262ZM129 229H130V228H129ZM148 229L150 230V232L152 231L151 228H148ZM162 229H163V228H161L160 230H162ZM220 229H222V227H220ZM232 229L235 230V229H236V226H235V228L233 227ZM232 229H231V231H233ZM241 229H240V233H241V231H242ZM245 229H246V227H245ZM247 229H248V228H247ZM250 229H251V228H249V230H250ZM254 229H255V228H254ZM132 230H133V229L131 228V231H132ZM135 230H136V229H135ZM135 230L133 231L134 233L137 232V231L135 232ZM141 230H142V229H140L139 231H141ZM156 230H157V229H156ZM224 230H225V229H224ZM227 230H229V229H227ZM251 230H252V229H251ZM259 230L262 231V229H259ZM129 231H130V230H129ZM131 231H130V232H131ZM153 231H154V230H153ZM225 231H226V230H225ZM231 231H230V232H231ZM236 231H238V230L236 229ZM244 231H245V230H244ZM252 231H254V230H252ZM261 231H260V232H261ZM144 232L147 233L145 230H144ZM222 232L224 233L223 230H222ZM222 232H221V233H222ZM226 232H227V231H226ZM233 232H234V231H233ZM246 232H248V231L246 230ZM246 232H245V233L242 232V233H244V235L247 236ZM262 232H264V229H263ZM137 233H138V232H137ZM137 233H136V234H137ZM148 233H149V231H148ZM151 233H152V232H151ZM158 233H159V232H158ZM160 233H161V232H160ZM162 233H163V231H162ZM223 233H222V234H223ZM236 233H237V232H236ZM236 233H235V232H234V233H231V236L233 235V238H234V236H235L234 240L236 239V237H239L238 235H236ZM249 233H250V232H249ZM249 233H248V234H249ZM252 233H253V232H252ZM258 233H259V232L255 233V234L258 235ZM153 234H154V233H153ZM218 234H219V233H218ZM218 234H217V236H218ZM229 234H230V233H229ZM229 234H228V235H229ZM234 234H235V235H234ZM259 234H261V233H259ZM263 234H264V233H263ZM128 235H129V232H128ZM134 235H135V234H134ZM145 235H146V234H145ZM154 235H155V234H154ZM161 235H162V234H161ZM207 235H208V234H207ZM244 235H242V237H243ZM143 236H144V235H143ZM150 236H153V235H150ZM156 236H157V235H156ZM215 236H216V235H215ZM219 236H220V235H219ZM219 236H218V237H219ZM221 236H222V235H221ZM225 236H226L225 238L227 239V235H225ZM249 236H251V234H250ZM254 236H255V235H254ZM262 236H263V235H262ZM262 236H261V237H262ZM141 237H142V235H141ZM146 237H147V236H146ZM153 237H155V236H153ZM153 237H152V240L154 239ZM202 237H203V238H204V237L207 238L206 235H204V236H202ZM209 237H210V236H209ZM213 237H214V235H213ZM229 237H230V236H229ZM229 237H228V240H229V242H230V241H231L230 239H232V238L229 239ZM137 238H138V237H137ZM144 238H145V236H144ZM149 238H150V239H149ZM149 238H148V239L151 241V237H149ZM156 238H157V237H156ZM206 238H205V239H206ZM210 238H212V237H210ZM216 238H217V237H216ZM216 238H215V240H216ZM221 238H223V237H221ZM221 238H220V239H221ZM141 239H142V238H141ZM141 239H140V241H141ZM213 239H214V238H212L211 240H213ZM220 239H219V238L217 239V240H219L218 243L222 242V241H220ZM223 239H224V238H223ZM238 239H239V238H237V240H238ZM245 239H248L249 242H250L249 237H248V238H245ZM251 239H252V238H251ZM260 239H261V238H260ZM137 240H138V239H137ZM142 240H143V239H142ZM154 240H155V239H154ZM211 240H208V241H210V242H209L208 244L206 243L207 245H206L205 242H204L205 245H203V248H205L204 246H207V247H206V251H207V249L210 247V245L212 244V241H211ZM252 240H253V239H252ZM252 240H251V241H252ZM254 240H256V239H254ZM257 240H258V239H257ZM208 241L206 240V242H208ZM224 241H225V240H224ZM240 241H242V240H240ZM244 241H245V240H244ZM244 241H243V242H244ZM258 241H262V240H258ZM263 241H264V240H263ZM263 241H262V242H263ZM143 242H144V241H143ZM147 242H148V240H147ZM147 242H146V243H147ZM155 242H156V241H155ZM215 242H217V241H215ZM232 242H233V240L231 241V244H233L235 241H234L233 243H232ZM245 242L247 243V244H246V243H245V244L248 245V242H247V241H245ZM254 242H255V241H254ZM138 243H139V242H138ZM140 243H141V242H140ZM151 243H152V241H151ZM218 243H217V245H218ZM222 243H223L222 247H223V246L225 247V242H222ZM222 243H221V244H222ZM237 243H238V246H239L240 243H239L238 241H237ZM258 243H259V242H258ZM260 243H261V242H260ZM260 243H259V244H260ZM152 244H153V243H152ZM152 244H151V245H152ZM226 244H227L226 247H228V243H227V241H226ZM231 244H230V245H231ZM243 244H244V243H243ZM243 244H242V245H243ZM254 244H255V243H254ZM139 245H140V244H139ZM141 245H143V244H141ZM146 245H147V244H146ZM151 245H150V246H151ZM215 245H216V243H214L213 247H214ZM230 245H229V246H230ZM242 245H241V247H242ZM250 245H252V244H250ZM250 245H248V246H250ZM256 245H257V244H256ZM220 246H221V245H219V247H220ZM232 246H233V245H232ZM248 246H246V248H248ZM257 246H258V245H257ZM260 246H261V244H260ZM260 246H259V248H260ZM138 247H139V246H138ZM138 247H136V251H135V253L138 252V250L140 249V247H139V248H138ZM144 247H145V246H144ZM215 247H216V246H215ZM217 247H218V246H217ZM219 247H218V248H219ZM233 247H235V246H233ZM239 247H240V246H239ZM252 247H253V245H252ZM137 248H138V250H137ZM148 248H149V247L146 248V251H147L146 254H148V252H149V249H148ZM203 248H201V249L203 250ZM249 248H250V247H249ZM249 248H248V249H249ZM259 248H257V249H259ZM201 249H200V251H201ZM210 249H211V248H210ZM215 249H216V248H215ZM229 249L231 250V248H229ZM235 249H236V248H234L233 250H235ZM253 249H254V248H253ZM142 250H144V248H143ZM226 250H228V248H227ZM230 250H229V251H230ZM244 250H245V247H244ZM246 250H247V249H246ZM251 250H252V249H250V251H251ZM255 250H256V247H255ZM144 251H145V250H144ZM144 251H143V252H144ZM206 251L204 252L205 254L207 253ZM208 251H210V250H208ZM215 251H216V250H215ZM215 251H214V252H215ZM221 251H222V249H220V252H221ZM235 251H236V254H233V255H235L234 257H237L238 254H239V253H238L239 251H237V249H236ZM242 251H243V250H242ZM242 251H241V252H242ZM139 252H140V251H139ZM141 252H142V251H141ZM141 252H140V253H141ZM162 252H163V250H162ZM218 252H219V251H218ZM245 252H246V251H245ZM245 252H244V253H245ZM251 252H252V254H250V255L252 256V255L254 254V252H253V250H252ZM251 252H250V253H251ZM135 253L133 254V256H136ZM140 253H139V254H140ZM227 253H228V251H227ZM227 253H226V251H225V255L223 254V257H224V256L226 257V254H227ZM234 253H235V252H234ZM246 253H247V252H246ZM143 254H144V253H143ZM164 254H165V253H164ZM188 254H190V252H189ZM202 254H203V253H202ZM209 254H210V253H209ZM217 254H218V253H217ZM242 254H243V253H242ZM255 254H256V253H255ZM141 255H142V254H141ZM215 255H216V254H215ZM220 255H222V253H221ZM142 256L146 257V255H142ZM162 256H163V254H162ZM203 256H204V254H203ZM205 256H206V255H205ZM216 256H217V255H216ZM246 256H247V255H246ZM131 257H132V256H131ZM214 257H215V256H214ZM218 257H219V254H218ZM221 257H222V256H221ZM223 257H222V259H223ZM240 257H242V256H240ZM243 257H244V256H243ZM135 258H136V257H135ZM163 258H164V256H163ZM163 258H162V259H163ZM198 258H200V257H198ZM201 258H202V257H201ZM205 258H206V257H205ZM237 258H238V257H237ZM245 258H246V257H245ZM245 258H244V259L242 258V260L244 261ZM137 259H140V260L143 259L142 261H146V259L144 260V258H137ZM137 259H136V260H137ZM147 259H148V257H147ZM203 259H204V258H203ZM215 259H216V257H215ZM219 259H220V257H219ZM134 260H135V259H134ZM134 260H133V262H134ZM136 260H135V261H136ZM140 260H139V261H140ZM160 260H161V258H160ZM207 260H210V257L207 258ZM207 260H203V261H207ZM223 260H224V259H223ZM223 260L221 261V262H223V263H225V262L227 261L226 259H225V260H226L225 262H224ZM235 260H236V262H238V261L241 260V259L239 258V259L237 260V259L235 258L234 261H233V263L235 262ZM242 260H241V261H242ZM200 261H202V260H199V263H204V264H208V262H209V261H207V263H206V262H200ZM215 261L217 262V260H215ZM241 261H239V262H241ZM162 262H164V259L162 260ZM210 262H211V261H210ZM212 262H213V260H212ZM221 262H220V263H221ZM160 263H161V262H160ZM160 263H159V264H160ZM191 263H193V262H191ZM194 263H195V262H194ZM197 263H198V262H197ZM220 263H218V264H220ZM230 263H231V261H230V262H229V261L227 262V264H230ZM189 264H190V263H189ZM209 264H210V263H209ZM211 264H212V263H211ZM221 264H222V263H221ZM231 264H232V263H231ZM234 264H235V263H234ZM237 264H238V263H237ZM239 264H240V263H239Z\"/></svg>","mask_w":264,"mask_h":264}]
</instances>
